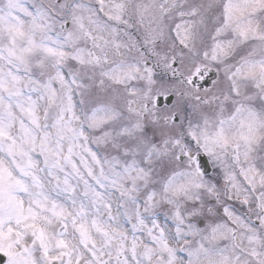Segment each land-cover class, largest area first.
I'll list each match as a JSON object with an SVG mask.
<instances>
[{"label":"snow or ice","instance_id":"6c2138e0","mask_svg":"<svg viewBox=\"0 0 264 264\" xmlns=\"http://www.w3.org/2000/svg\"><path fill=\"white\" fill-rule=\"evenodd\" d=\"M0 264H264V0H0Z\"/></svg>","mask_w":264,"mask_h":264}]
</instances>
